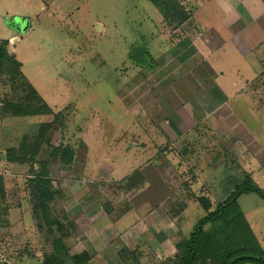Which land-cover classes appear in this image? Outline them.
<instances>
[{
  "label": "rangeland",
  "instance_id": "rangeland-1",
  "mask_svg": "<svg viewBox=\"0 0 264 264\" xmlns=\"http://www.w3.org/2000/svg\"><path fill=\"white\" fill-rule=\"evenodd\" d=\"M173 1L188 17L181 25L150 0H0L10 57L0 61V264H179L196 224L245 179L264 191L261 141H243V152L235 138L244 128L264 137L253 116L264 117V59L250 104L233 100L237 126L223 107L179 139L177 115L159 103H179L162 90L171 70L160 52L183 45L198 2ZM165 118L173 136L158 139ZM230 135L240 155L225 149ZM45 162L48 194L34 182ZM229 220L203 228L225 249L235 242ZM203 258L195 264H210Z\"/></svg>",
  "mask_w": 264,
  "mask_h": 264
},
{
  "label": "crops",
  "instance_id": "crops-1",
  "mask_svg": "<svg viewBox=\"0 0 264 264\" xmlns=\"http://www.w3.org/2000/svg\"><path fill=\"white\" fill-rule=\"evenodd\" d=\"M197 2L192 15L194 22L190 23L188 37L182 42L183 45L179 44L177 48L163 44L160 52L166 60L165 66L171 70L166 78L170 86L165 83L163 85L165 88L162 90L178 92L177 97L174 95L170 98L179 103L175 108L160 97L162 95H155L160 97L161 107L167 104L177 115V127L173 125L174 123L172 125L176 131L180 130L179 139L197 136L194 132L195 128L202 121L216 116L223 107L228 108V115L235 119V126H237L240 120L232 107L233 100L250 104L253 93L249 91V84L261 72V62L264 59V0H197ZM188 24L189 22L186 23ZM27 26L26 23L24 28ZM194 28L199 33H196ZM175 57L180 59V62L177 66L175 65V69H171L176 60H173ZM178 72L182 75L180 79V75L175 78ZM33 89L37 92L34 87ZM37 94L42 98L38 92ZM42 100L46 103L43 98ZM254 102L257 104V100ZM46 105L52 112L55 111L47 103ZM260 111L254 110L253 116L255 119L264 121V117L258 115ZM47 117L50 118L49 115ZM132 121L134 120L130 122ZM161 122H165L162 124L163 128L160 127L161 131L157 130L154 134H157L158 139L167 140L172 134L164 133V130L171 131L170 124L167 118ZM159 131L161 134H158ZM243 132L244 134L235 137L242 139L239 144L243 152L250 144L245 145L242 142L249 143L250 138L260 140L264 152V137L261 139L254 137L246 128ZM228 138L232 140L234 137L230 135ZM231 140H225V149H229L230 145L233 151L240 155V150ZM228 142L231 144H227ZM1 160L2 163H7L6 158ZM242 197L237 200L241 211L257 244L264 250V201ZM241 201L244 202L245 208L241 206Z\"/></svg>",
  "mask_w": 264,
  "mask_h": 264
},
{
  "label": "trees",
  "instance_id": "trees-1",
  "mask_svg": "<svg viewBox=\"0 0 264 264\" xmlns=\"http://www.w3.org/2000/svg\"><path fill=\"white\" fill-rule=\"evenodd\" d=\"M150 1L157 8H159L165 20H169L171 23L176 22L177 24L181 25L188 19V17L184 14V11H181L180 7L177 4L173 6V4L175 3L173 0ZM7 44L8 42L6 40L0 42V61H2L6 57L10 58L5 50ZM33 95H37L41 100L43 107L45 108L44 115H52L51 109L46 105V103L34 89ZM43 125L46 127L45 130L47 131L51 126V123H44ZM38 150L39 148H37V150L35 149L33 155H36L38 153ZM68 151L69 150L66 148L65 153H67ZM13 152L14 151L12 149L6 150V161H8V158H10ZM22 153L25 154V151H23ZM51 155L52 156L50 157L57 156L58 151L54 149ZM59 157L62 161L64 154H60ZM40 165L42 166L41 172L35 175L34 182L38 185L44 184L46 188L41 189V192L43 194L44 192L45 194H48L47 187L50 189V180L47 179L49 176V171L47 168L48 165L46 162L41 163ZM250 192L256 193L264 199V191L254 186H250L249 180L245 179L232 195H230L222 204L218 205L214 211L208 213L196 224L190 240L186 244H183L184 249L179 264H195V260L198 254H203V259L208 260L210 264H242L247 262L252 264H264V250H262L257 244L248 223L239 212L236 204L237 198L240 195ZM232 213H234L233 216ZM225 216H228V218L230 219L229 227L231 225L233 230L232 238L235 241L233 246L234 248L227 247L225 249L219 245L213 244L209 239V236H205L206 234L203 231V228L206 225H213L222 220ZM209 241L211 244L209 243Z\"/></svg>",
  "mask_w": 264,
  "mask_h": 264
},
{
  "label": "water",
  "instance_id": "water-1",
  "mask_svg": "<svg viewBox=\"0 0 264 264\" xmlns=\"http://www.w3.org/2000/svg\"><path fill=\"white\" fill-rule=\"evenodd\" d=\"M22 28H24V26Z\"/></svg>",
  "mask_w": 264,
  "mask_h": 264
}]
</instances>
